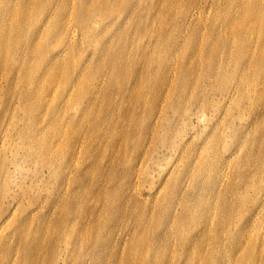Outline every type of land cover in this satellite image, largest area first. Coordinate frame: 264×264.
Masks as SVG:
<instances>
[{"label": "rangeland", "instance_id": "1", "mask_svg": "<svg viewBox=\"0 0 264 264\" xmlns=\"http://www.w3.org/2000/svg\"><path fill=\"white\" fill-rule=\"evenodd\" d=\"M0 213V264H264V0H0Z\"/></svg>", "mask_w": 264, "mask_h": 264}, {"label": "bare ground", "instance_id": "2", "mask_svg": "<svg viewBox=\"0 0 264 264\" xmlns=\"http://www.w3.org/2000/svg\"><path fill=\"white\" fill-rule=\"evenodd\" d=\"M64 29H66V27ZM8 219L9 218H8L6 213H4V214L0 213V236H1V232H2V230L4 228V225L8 221Z\"/></svg>", "mask_w": 264, "mask_h": 264}]
</instances>
